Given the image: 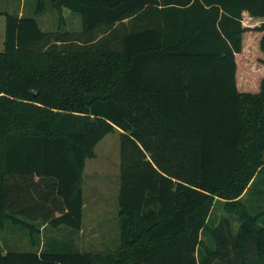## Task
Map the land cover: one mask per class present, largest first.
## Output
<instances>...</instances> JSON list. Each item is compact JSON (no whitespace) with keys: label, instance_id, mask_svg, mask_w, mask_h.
I'll return each mask as SVG.
<instances>
[{"label":"trees","instance_id":"trees-1","mask_svg":"<svg viewBox=\"0 0 264 264\" xmlns=\"http://www.w3.org/2000/svg\"><path fill=\"white\" fill-rule=\"evenodd\" d=\"M50 1L57 30L5 12L0 232L46 241L0 264H264V0ZM116 129L119 245L81 251L87 159Z\"/></svg>","mask_w":264,"mask_h":264},{"label":"rangeland","instance_id":"rangeland-1","mask_svg":"<svg viewBox=\"0 0 264 264\" xmlns=\"http://www.w3.org/2000/svg\"><path fill=\"white\" fill-rule=\"evenodd\" d=\"M43 3L44 8L38 12V0H0V51L4 49L6 35L5 12L33 16L38 20L41 28L46 31L57 30L61 26L59 15L51 1L43 0ZM63 18V28L72 30L81 28V16L78 13L65 8ZM121 133L120 129H116L106 135L95 148L96 156L87 159L84 175V229L76 232L66 226L61 227V229H70L77 233L78 248L75 249L114 251L118 248ZM261 179L262 176L258 178L247 195L245 193L243 197H240L248 204L252 212L258 209L257 197ZM226 211L224 201L217 200L210 218L215 224L223 220L222 228L229 235L230 227H233L234 231L238 230L240 220L236 214L230 215ZM45 241L46 237L43 235L42 243L34 244L29 233L20 227H7L0 232V250L4 253L7 250L37 251L42 249Z\"/></svg>","mask_w":264,"mask_h":264},{"label":"crops","instance_id":"crops-1","mask_svg":"<svg viewBox=\"0 0 264 264\" xmlns=\"http://www.w3.org/2000/svg\"><path fill=\"white\" fill-rule=\"evenodd\" d=\"M84 208H85V204H84ZM84 229V228H83Z\"/></svg>","mask_w":264,"mask_h":264}]
</instances>
